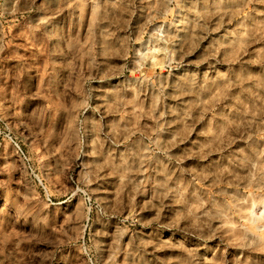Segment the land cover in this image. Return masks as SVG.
Segmentation results:
<instances>
[{
  "label": "rangeland",
  "instance_id": "1",
  "mask_svg": "<svg viewBox=\"0 0 264 264\" xmlns=\"http://www.w3.org/2000/svg\"><path fill=\"white\" fill-rule=\"evenodd\" d=\"M0 264H264V0H0Z\"/></svg>",
  "mask_w": 264,
  "mask_h": 264
}]
</instances>
